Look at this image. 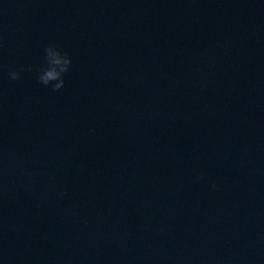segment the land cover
<instances>
[{
	"label": "water",
	"instance_id": "1",
	"mask_svg": "<svg viewBox=\"0 0 264 264\" xmlns=\"http://www.w3.org/2000/svg\"><path fill=\"white\" fill-rule=\"evenodd\" d=\"M0 37V264H264V0H0Z\"/></svg>",
	"mask_w": 264,
	"mask_h": 264
},
{
	"label": "clouds",
	"instance_id": "2",
	"mask_svg": "<svg viewBox=\"0 0 264 264\" xmlns=\"http://www.w3.org/2000/svg\"><path fill=\"white\" fill-rule=\"evenodd\" d=\"M3 37H0V48L3 47ZM44 64L37 69L38 81L44 86H51L53 91H59L65 86V74L72 65V58L67 51H63L55 43H50L44 49ZM32 65H22L18 69L10 70L9 79L18 81L22 79L23 72H31ZM203 179V175L200 177ZM213 185V188H216Z\"/></svg>",
	"mask_w": 264,
	"mask_h": 264
}]
</instances>
